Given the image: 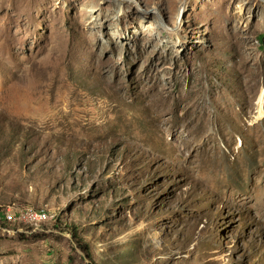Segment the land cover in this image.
Returning <instances> with one entry per match:
<instances>
[{
    "label": "rangeland",
    "instance_id": "rangeland-1",
    "mask_svg": "<svg viewBox=\"0 0 264 264\" xmlns=\"http://www.w3.org/2000/svg\"><path fill=\"white\" fill-rule=\"evenodd\" d=\"M263 89L264 0H0V264H264Z\"/></svg>",
    "mask_w": 264,
    "mask_h": 264
},
{
    "label": "bare ground",
    "instance_id": "bare-ground-1",
    "mask_svg": "<svg viewBox=\"0 0 264 264\" xmlns=\"http://www.w3.org/2000/svg\"><path fill=\"white\" fill-rule=\"evenodd\" d=\"M263 100H264V89L261 91L258 101H257V110H258V117L263 116Z\"/></svg>",
    "mask_w": 264,
    "mask_h": 264
},
{
    "label": "trees",
    "instance_id": "trees-1",
    "mask_svg": "<svg viewBox=\"0 0 264 264\" xmlns=\"http://www.w3.org/2000/svg\"><path fill=\"white\" fill-rule=\"evenodd\" d=\"M1 219H2V218H0V220H1ZM4 222H5V221H4ZM64 227H65V225H64ZM66 228H67V227H66ZM67 229H68V228H67ZM72 230H73V231H76V229H74V228H72Z\"/></svg>",
    "mask_w": 264,
    "mask_h": 264
}]
</instances>
